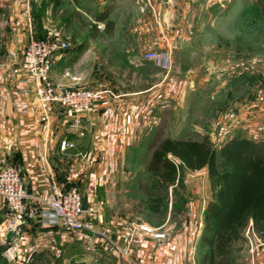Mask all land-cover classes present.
<instances>
[{
  "label": "rangeland",
  "instance_id": "374dc122",
  "mask_svg": "<svg viewBox=\"0 0 264 264\" xmlns=\"http://www.w3.org/2000/svg\"><path fill=\"white\" fill-rule=\"evenodd\" d=\"M132 1L139 6L144 0ZM185 1L175 9L173 37L164 29L162 44L157 37L153 49L139 54L143 63L130 65L126 55L112 48L90 69L93 82L79 87L99 92L98 101L113 94L111 99L122 104L126 125L133 131L131 143L116 163L102 166L120 176L105 182L115 194L106 203H100L99 181L91 182V195L82 182L59 192L82 194L85 219L97 234L67 231L74 245L65 246L59 259L47 255L27 264H202L208 250L202 243L207 207L218 187L207 169L184 168L183 176L169 184L149 172L148 165L165 139L208 138L217 150L238 135L264 141V0ZM139 18L133 26L132 20L125 22L127 34L131 27L147 31ZM160 24L157 20L156 28L162 29ZM104 39L111 40L109 35ZM151 52H168L170 67L146 59ZM26 222L34 221L25 219L23 225ZM250 228L234 244L230 264H264V233ZM8 258L12 255L0 256V264H23Z\"/></svg>",
  "mask_w": 264,
  "mask_h": 264
},
{
  "label": "crops",
  "instance_id": "0c3cea01",
  "mask_svg": "<svg viewBox=\"0 0 264 264\" xmlns=\"http://www.w3.org/2000/svg\"><path fill=\"white\" fill-rule=\"evenodd\" d=\"M180 1L185 0H144L137 6L132 0H0V59L6 64L0 71V161L22 170L30 192L49 197L82 182L91 195V182L99 181L100 203H106L115 194L105 182L120 176L103 171L102 166L121 159L133 132L126 125L122 104L111 99L113 94L100 96L96 112L81 116L79 125L75 115L60 104L43 102L36 82L22 68L31 36L47 35L69 43L71 48L55 58L51 81L59 87H86L88 81L93 82L90 69L103 60L101 53L113 48L126 55L128 64L139 66L145 61L140 53L153 49L157 37L162 44L164 29L173 37L172 22ZM192 1L202 3L188 0L186 4ZM136 16L147 31L131 27L127 34L125 22L132 20L133 26ZM157 20L162 29L156 28ZM105 35L111 40L107 42ZM142 36L148 37L144 40ZM14 51L18 61H13ZM63 142L71 146L62 149ZM7 215L6 203L0 198V225ZM67 233L56 216L46 212L24 223L13 243L0 248V256L10 254L9 261L18 259L23 264L42 261L47 255L59 259L65 246L74 245Z\"/></svg>",
  "mask_w": 264,
  "mask_h": 264
},
{
  "label": "trees",
  "instance_id": "16d2710c",
  "mask_svg": "<svg viewBox=\"0 0 264 264\" xmlns=\"http://www.w3.org/2000/svg\"><path fill=\"white\" fill-rule=\"evenodd\" d=\"M184 168L207 169L219 189L207 207L202 243L208 250L202 264H230L234 244L243 240L250 225L264 233V141L238 135L217 150L208 138L165 139L148 165L149 172L169 184L183 176Z\"/></svg>",
  "mask_w": 264,
  "mask_h": 264
},
{
  "label": "built area",
  "instance_id": "2783aa9c",
  "mask_svg": "<svg viewBox=\"0 0 264 264\" xmlns=\"http://www.w3.org/2000/svg\"><path fill=\"white\" fill-rule=\"evenodd\" d=\"M66 42L59 40H44L31 36L22 57L23 70L36 82L37 95L46 103L56 102L72 112L76 117V124H80L83 115L96 112L99 92L90 88L77 86H55L51 81V73L56 56L69 50ZM146 59L155 61L160 66H169L168 52H151ZM13 61H18L13 56ZM6 67L0 62V71ZM132 120L128 117V123ZM71 145L62 143V149ZM0 198L7 206L8 215L0 225V241L13 231L18 236L23 227V220L34 221L42 218L46 212H51L60 221L61 227L72 233L95 232L91 223L85 218L88 213L84 209L85 200L78 190L57 193L54 196L42 197L30 192L24 185L22 170L17 166L0 161ZM253 228H250V230Z\"/></svg>",
  "mask_w": 264,
  "mask_h": 264
},
{
  "label": "water",
  "instance_id": "95a60500",
  "mask_svg": "<svg viewBox=\"0 0 264 264\" xmlns=\"http://www.w3.org/2000/svg\"><path fill=\"white\" fill-rule=\"evenodd\" d=\"M13 54H17V51H14ZM84 209L87 210V203H84ZM15 239V234L13 231H10L3 240L0 241V248L6 247L13 243Z\"/></svg>",
  "mask_w": 264,
  "mask_h": 264
}]
</instances>
